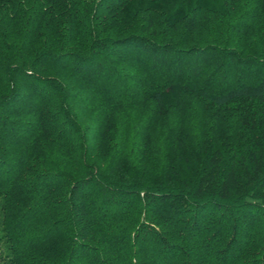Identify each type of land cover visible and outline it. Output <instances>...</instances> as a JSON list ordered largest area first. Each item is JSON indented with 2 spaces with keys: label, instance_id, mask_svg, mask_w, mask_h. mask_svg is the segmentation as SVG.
<instances>
[{
  "label": "trees",
  "instance_id": "1",
  "mask_svg": "<svg viewBox=\"0 0 264 264\" xmlns=\"http://www.w3.org/2000/svg\"><path fill=\"white\" fill-rule=\"evenodd\" d=\"M0 264H264V0H0Z\"/></svg>",
  "mask_w": 264,
  "mask_h": 264
}]
</instances>
